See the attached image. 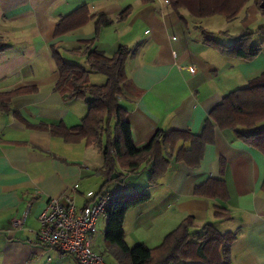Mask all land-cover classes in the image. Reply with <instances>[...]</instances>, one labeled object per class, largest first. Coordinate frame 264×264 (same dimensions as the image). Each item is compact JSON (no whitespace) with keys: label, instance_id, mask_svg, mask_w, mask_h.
<instances>
[{"label":"crops","instance_id":"crops-1","mask_svg":"<svg viewBox=\"0 0 264 264\" xmlns=\"http://www.w3.org/2000/svg\"><path fill=\"white\" fill-rule=\"evenodd\" d=\"M82 5L113 23L101 27L97 38L94 20L55 36L56 21ZM127 7V17L116 19ZM238 16L241 30L264 18L254 0ZM197 19L184 9H173L167 0H0V37L8 45L0 52V92L23 90L12 98L11 111L0 114V264H77L72 255L36 240L38 215L47 200L63 196V203L72 200L79 208L107 192L134 190L150 198L125 215L124 239L129 246L141 243L153 248L190 216V234L204 223L235 234L231 264H264V153L234 130L214 125V141L205 146L196 167L175 156L189 142L167 146L163 151L169 157L167 169L154 184L147 182L150 164L134 173L117 166L115 172L122 177L106 181L96 144L63 139L64 129L80 122L87 105L83 99L64 101L55 89L58 72L52 45L65 60L78 64L83 56L71 51H81L86 44L108 56L119 45L131 50L124 62L130 86L119 103L126 110L137 149L157 130L199 135L209 112L229 91L258 76L264 59L248 61L222 54L204 42L200 25L192 29L191 22ZM240 33L224 37L230 43ZM245 63L256 64L243 68ZM97 74H89L91 83L104 82V76ZM39 124L46 127H35ZM209 178L225 182L227 199L194 193ZM215 207L229 218H216ZM22 217V226L11 228V220ZM105 224L100 216L89 243L116 264L104 244Z\"/></svg>","mask_w":264,"mask_h":264},{"label":"trees","instance_id":"trees-1","mask_svg":"<svg viewBox=\"0 0 264 264\" xmlns=\"http://www.w3.org/2000/svg\"><path fill=\"white\" fill-rule=\"evenodd\" d=\"M167 1L173 9H184L195 18L221 14L225 19L231 20L250 0ZM254 1L264 14V2ZM129 10L130 7L122 9L116 19L127 17ZM90 20H94L95 38L98 37L101 27L113 23L105 14L90 13L88 7L82 5L56 21L54 35L66 34ZM200 31L204 42L222 54L248 61L258 55L261 44L264 43V25H259L253 32L244 31L234 36L227 44L213 39L204 29L200 28ZM253 34L262 36L255 44L252 43ZM7 47L0 37V52ZM50 52L58 72L55 89L64 101L83 99L87 105V112L80 122L64 129L63 139L67 142H79L83 139L86 146L96 144L103 156L106 181L119 180L122 177V173L115 172L117 166L125 169L127 173H134L141 165L150 164L147 182L156 183V179L165 173L169 163L164 149L167 146L174 148L179 141L189 142V147H179L175 153L176 158L191 167L198 166L205 146L214 141V125L219 129L234 130L237 136L254 144L264 153V69L247 86L235 88L224 95L222 101L209 112L199 135L182 130H171L167 133L157 130L144 147L137 149L133 144L126 110L119 103V98L127 96L130 86L125 75L124 62L131 50L119 45L108 56L86 44L81 51H71L83 56L82 64L65 60L54 45L50 46ZM90 73L103 75L104 82L91 83ZM22 91L14 89L0 92V114L11 111L12 98ZM35 127L46 126L39 124ZM222 170L221 162V172ZM194 193L221 200L228 197L225 182L214 178L197 185ZM149 198L150 195L141 190L115 194L105 217L103 239L108 255L116 264H231L230 246L236 238L235 234L221 233L209 223H204L198 231L190 234L189 228L193 226V218L190 216L184 218L153 248L141 243L129 246L124 239L125 215L130 208L145 203ZM213 215L220 219L229 218L228 213L218 207L214 208Z\"/></svg>","mask_w":264,"mask_h":264},{"label":"built area","instance_id":"built-area-1","mask_svg":"<svg viewBox=\"0 0 264 264\" xmlns=\"http://www.w3.org/2000/svg\"><path fill=\"white\" fill-rule=\"evenodd\" d=\"M88 194L91 195V192ZM62 197L49 198L38 215L39 228L35 231L37 242L72 255L77 264H107L103 255L91 247L89 238L97 232V219L106 217L115 194H102L79 208L72 200L63 203ZM23 221L24 217L14 218L10 226L17 229Z\"/></svg>","mask_w":264,"mask_h":264},{"label":"rangeland","instance_id":"rangeland-1","mask_svg":"<svg viewBox=\"0 0 264 264\" xmlns=\"http://www.w3.org/2000/svg\"><path fill=\"white\" fill-rule=\"evenodd\" d=\"M259 1L264 2V0H259ZM260 18L261 19H259V21L256 22L255 25L250 26L247 30H245V29L241 30L242 24L240 21L241 20L240 16H238V17L236 16L234 19L227 20L221 14H217V15H213V16H209V17L198 18L196 23L191 22V27H192V29H194L195 24L200 25L201 29H204L205 31L209 32L213 39L220 40L223 42H227V39L224 36H230V35H233L234 33H240L243 31H250V32L255 31L256 28L261 23H264L263 22L264 18L263 19H262V17H260ZM261 20H263V21L260 22ZM221 32H224V33H221ZM261 38H262L261 35L253 34L252 43H254V44L257 43L259 41V39H261ZM257 56H258L259 60L264 59V43L261 44L260 51H259ZM242 64H244V63H242ZM254 64H256V63H252V65H254ZM252 65L245 63V66L243 65L244 66L243 68H250ZM98 76H100V75H98ZM248 82L246 84L242 83L243 86H247ZM243 86H237V88L243 87ZM100 246H101V244H100ZM105 260H106V263L112 264L109 259L105 258Z\"/></svg>","mask_w":264,"mask_h":264}]
</instances>
